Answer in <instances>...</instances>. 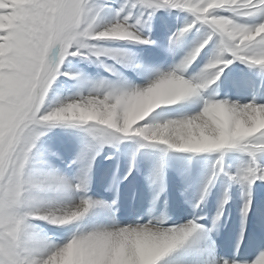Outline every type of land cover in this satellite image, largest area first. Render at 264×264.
I'll use <instances>...</instances> for the list:
<instances>
[{
    "label": "clouds",
    "instance_id": "obj_1",
    "mask_svg": "<svg viewBox=\"0 0 264 264\" xmlns=\"http://www.w3.org/2000/svg\"><path fill=\"white\" fill-rule=\"evenodd\" d=\"M152 3L158 5L159 9L180 7L206 17L213 8H225L238 15L247 14L243 10L248 8L251 0H196L195 4L192 0H152ZM211 19L221 34L228 36L225 50L239 48L264 33V22L257 24L254 32L244 33L236 31L223 16ZM127 21L115 20L110 24L99 25L97 14L88 6V0H67L64 8L51 9L47 15L43 25L46 51L21 95L9 101L19 105L22 123L15 134L9 132L6 135L0 131V143L7 145L6 152L0 150V219H22L27 226L25 235L29 239L38 241L32 220H42L56 226L68 225L80 216L84 200L62 205L43 198L41 193L50 191L51 187L37 180L29 170L30 154L25 141L44 135L50 123L70 121L102 126L108 139L99 142L100 147L136 137L181 152L204 153L219 151V147L234 142L254 139L257 134L264 138V105L251 102L239 103L209 96L203 100L208 101L207 106L201 107L190 118L160 120L152 115L161 106L196 96L202 89L216 82L223 71L220 65L231 63L218 48L197 73L187 78L185 72L192 62H185L182 57L164 72L162 78H156L142 87L133 86L119 98H112L106 87L97 84L87 94L68 97L57 106L44 109L43 114L37 115L44 105L50 86L58 76L73 80L80 77V72L63 70L66 62L71 58L99 62L105 55V49L94 42L147 41L135 30L136 25L141 23L139 18L133 25ZM237 40L239 43H236ZM256 63H264V60ZM250 147H264V143L253 142ZM79 183L70 187L79 191ZM165 219L161 214L143 223L98 226L88 231L90 235L86 241L79 243H87L93 248L111 249L114 253L129 246L141 256L159 255L176 238L174 227L164 226ZM43 245L40 254L47 256L44 264H64L62 254L56 251L58 246ZM3 247L0 244V249ZM261 252L264 250L256 256Z\"/></svg>",
    "mask_w": 264,
    "mask_h": 264
},
{
    "label": "rangeland",
    "instance_id": "obj_2",
    "mask_svg": "<svg viewBox=\"0 0 264 264\" xmlns=\"http://www.w3.org/2000/svg\"><path fill=\"white\" fill-rule=\"evenodd\" d=\"M98 2L106 5H111L112 7L114 6L113 8L116 12V9H119L121 5L125 4L126 2L128 4H131L132 0H98ZM23 3L24 0H12L11 3H9L8 0H0V7L7 6L15 10L16 6ZM123 12H125L126 14H123ZM123 12H121L119 17L116 16V19H122L124 15H129L130 13V18L127 23H129V25H133L136 21L135 18H139L141 23L136 25L135 29L140 33L141 36L147 38V41L149 42L142 45L141 43H138L136 41L105 40L94 42L98 46L105 49V55L100 58L99 62H96L95 60L87 61L79 58H71L70 61L66 62L65 65H63V70L68 72L81 71V75L76 80L70 79L69 77L63 75L58 76V78L50 86L49 92L46 94L43 109L47 110L48 108L53 107L55 105V103L53 102L55 101V99H59V97L65 99L67 94V97L74 96L76 94L77 87H80L81 85L80 79L81 77H83V75L89 76L90 80H92V83L94 84L96 82V85L99 84L103 86L114 87L115 82L119 83L120 80L125 76L124 78H129L131 82L133 81V84L144 86L149 80L153 79L157 75L156 73L165 72L175 65L174 53L176 50H178L180 53L185 54L189 50V48L192 47L194 42L201 39L208 31H210L207 25L198 24L196 28L192 29L186 35V37L188 38L186 42L182 41V43H179L177 45H171L169 43V37L177 29L181 28L192 20V17L189 13L178 9L164 8L155 10L149 16L147 11L139 6L135 8H126ZM220 14L231 16V14L226 11H221ZM162 19L168 21V25L170 23L171 25L172 23H175L176 28L169 29L164 40H161L159 36H153L152 39L154 40V43H152L153 40L150 38L152 37L150 35L157 31L156 28L158 27ZM235 19L237 20V22L245 24H255L260 22L259 17L241 16L235 17ZM97 23L103 26L102 21L99 18L97 20ZM5 27V18L3 16H0V31L4 30ZM217 41L218 37L214 38L213 41L210 42L206 46V48L201 51L199 56L195 59L196 61L194 63L198 64H196L197 66L195 68H198L201 63L202 65H204L208 62L216 49ZM141 47H143L145 50L143 56L146 58L147 63L153 64V67H151L150 70V77L148 78H145L146 74H144L142 70L137 71V73L134 72L132 70V66H130L127 62L129 61L127 59L131 57L132 54L138 52ZM4 51V45L0 44V62H2ZM109 69H111V71H109ZM152 69H154L155 71ZM224 69L226 71L225 73L229 76L232 73H243L246 71L253 75H257L258 77L264 78V69L255 65L250 66L248 64L240 62L239 60H233V62L228 64L227 67H223V70ZM186 72L188 73V71ZM187 73H185L186 78L189 77V74L187 75ZM112 81L114 82V84H112ZM202 90L198 95L202 97L203 106V100L206 98L205 92L203 93ZM220 92L221 88H219L218 90L217 99H220ZM240 95L241 93L238 94V96ZM242 96L243 95H241V97ZM242 100L243 99L240 98L238 102L240 103ZM163 110H165V112L167 111L169 114H172L173 112V109L171 108H163ZM20 123H22V118L16 119L15 122H6L2 112H0V131H3L6 135L9 132L15 134L20 126ZM90 127L92 126L89 124H81L75 122L50 123L46 126L44 135L39 137V139L35 143V147L30 152L29 170L37 180H40L50 185L51 187L50 191L41 193L43 198L62 205L69 204V202L71 203V201L79 202L81 199H87L91 202V206L88 209L89 211L87 210V212H85L83 216H81L78 220L73 221L69 225L56 226L42 220H32L31 223L36 226V231L39 236L38 241L46 245L61 246L65 242H67V240H69L73 235L86 233L98 226H107V220L110 216H113L114 219H117L120 222H124V220L122 219L123 214L121 210L123 209V205L126 206V203H128L129 211L136 217H138L137 215L141 214L142 211L147 210L145 215L142 216L141 219L136 220V222L143 223L146 221L145 219H149L150 216V218L158 217L157 214L161 213L164 208V204L158 206L157 203H151L149 200L137 201L135 200L136 198H134L135 192L139 191L140 188L142 190L145 189L143 185L146 182L148 183V181L150 180L148 178L149 176H153V173L155 175L157 174L156 176L154 175L155 180H160L164 175L163 172L173 169L172 167L174 165L191 167L193 165H196L197 162L198 165L201 164L199 166L203 167L204 171H206L205 175L203 176V180H207L208 183H205L206 181H204V187L202 186V190L200 189V194L201 196L205 195V193L208 195L209 205L205 206L204 208L203 214H205V216L197 215V213H195L194 211L190 212L189 210H186L184 212V215L187 217L191 218L197 215L199 218H196V220L202 218L200 219L201 221L198 220V222L196 221L195 223L200 227L202 231L192 233L188 240L185 241L184 245L180 247L188 249V245L191 243L189 242L190 239L193 236L197 237L198 235L199 237L197 238L198 240L196 239V241L199 244V247H197L196 245V248L193 250L194 252H196V256L198 255L196 263L212 264L213 260L217 262L223 261L226 249L230 246H233L230 243H226L222 236L220 237V234L223 230H229V227L226 224L225 226H223L225 222H227L228 220L237 219L236 221L239 222V227L243 229H238V227L237 229H235L233 234H237V236L235 237L234 242L238 240V236H240L238 234H241V232L243 233L244 229L249 230V232L256 230V227L253 226V224L252 228L244 226L246 223V217L251 216L253 208L251 209L250 206L249 208L251 210H249L246 215L243 214V208L242 210H239L241 207L238 210H236V208H233L235 206L232 205L236 203H231L232 196L230 195L229 190V184L231 181L229 178H227L229 175L224 168L223 172L219 173L217 165L218 160L220 162H223L225 161L226 155L228 153H232V156L234 158L233 165L236 172H238L241 169L247 167L249 164L250 157L246 152L241 151L238 148H233L222 151L188 153L170 149L164 145L146 142L141 138L136 137L125 138L114 145L104 144L103 147H100L99 141L92 135H90L87 131V129ZM72 132H77L78 137L74 138V140L73 138L70 139V142L67 144L69 147L67 151L56 158L49 157V160H52L55 163L59 162V164L61 165L59 167L62 168V173L68 178V182L70 184L69 186L83 181V184L79 191L73 190L72 187H64L62 189H59L58 187L55 188L54 186L53 188V186L48 182L49 176H54V174L50 173L49 168L43 165V167L39 166L38 168H36V165L40 162L44 163L45 165H49V162H46L47 159L45 160L44 158L45 155H43V150L45 148L47 154L49 153V155H54L55 148L57 150L62 146L61 142L54 140L55 134H71ZM84 138L86 147H83L81 148V150H79V143L84 140ZM46 144L54 149H51L52 151L47 149V146H45ZM0 150L6 152L7 145L0 143ZM140 165L142 168L141 174H136L137 166ZM213 172H217V174L214 176V178H212V182L209 183V178L213 176ZM139 175L140 177H138ZM140 179H142L141 182ZM256 181L257 180H255L252 184H254ZM205 185H207L208 189L206 192L204 191ZM210 185L212 189L209 190ZM225 187L227 190L225 189ZM202 191L204 192V194ZM209 191H211V196ZM248 193L249 192L246 191V189L240 192V194L243 196L245 194L248 195ZM102 205H105L106 208H104ZM212 208L213 210L216 208L215 210H217V212L221 214V216H224L225 220L223 221L221 218L219 220V223H217L211 218L209 219L208 215L211 212ZM238 212L240 213L239 215ZM170 225L171 224L167 225L165 223V226L167 227ZM260 249L264 250V247H260ZM175 255L184 258L185 254L175 252ZM238 259H242L244 261H242L243 263H239L238 260H236L235 262L237 264H245L244 262H248L247 256H243ZM160 262H162V259Z\"/></svg>",
    "mask_w": 264,
    "mask_h": 264
},
{
    "label": "snow or ice",
    "instance_id": "obj_3",
    "mask_svg": "<svg viewBox=\"0 0 264 264\" xmlns=\"http://www.w3.org/2000/svg\"><path fill=\"white\" fill-rule=\"evenodd\" d=\"M8 2L11 3L12 0H8ZM66 3L67 0H24V3L16 6L15 10L7 6L0 7V16L5 18L6 24L5 29L0 31V38H2L0 39V44H3L5 49L2 62H0V112H2L6 122H15L16 119H19V105L12 104L9 101L11 98L21 95L32 75L37 70L40 60L46 51L44 46L46 34L43 25L47 21L49 11L54 8H64ZM192 3L195 4L196 0H192ZM88 6L97 14V18L108 7L106 4L99 3L98 0H88ZM137 6L145 9L149 16L155 10L159 9V6L153 4L152 0H132L131 4L126 2L121 5V7L116 10V16L119 17L121 12L126 8H135ZM169 9L185 11L192 17L189 23L177 29L169 37V43L171 45L182 43L186 35L192 29L196 28L198 24L207 25L210 29L201 39L194 42L192 47L184 54L183 59L185 62H194L201 51L204 50L214 38L218 37L216 48L220 50L224 58L231 60V63L233 60H239L250 66L255 65L264 69V63H256L258 60H264V33L245 42L240 45L239 48L233 47L231 50H225L224 45L228 40V36L222 35L217 25L212 23L211 19L214 16H223L226 20L231 22L236 31L244 33L254 32L257 24L264 22V0H251L248 8L243 10L247 14L239 15L225 8L210 9L206 17H200L198 13L180 7H171ZM221 11H226L230 13L231 16L221 15ZM241 16L259 17L260 22L255 24L239 23L235 17ZM129 18L130 15H124L122 20L116 19V21L129 20ZM205 41H207V43H205ZM136 42L145 44L149 41ZM236 43H239V41L237 40ZM193 57H195V59H193ZM227 65L222 64L220 66L223 68L227 67ZM109 71H111V69H109ZM163 75L164 72H160L147 83L153 82L156 78H162ZM103 87L108 89V94L112 98H119L133 88ZM188 98L178 102L185 101ZM178 102L172 105H177ZM207 103L208 101H203L202 107H206ZM251 103L264 105V103ZM43 111L44 109L42 107L37 115L43 114ZM184 118L190 117L187 116ZM87 131L99 142L108 139L105 129L102 126H92L88 128ZM38 139V137H31L25 141L29 148V154L35 147V143ZM253 142L264 143V138H262L261 134H257L254 139L250 138L246 141L234 142L230 145L219 147V151L238 148L246 152L250 157L248 166L238 171L235 176H230L229 179H239L249 185L255 180L264 181V167H261L257 163V155L258 153H264V147L252 149L250 145ZM220 163L221 162L218 160L217 165L219 166ZM218 171L223 172L222 166L218 167ZM216 174L217 172H213V176L209 178V183H211L212 178H214ZM82 184L83 181L79 183V186H82ZM204 191H207V185H205ZM201 198H203V196ZM90 206L91 202L89 200L84 199L82 201V208L80 209L81 214L78 219L87 212ZM248 209L249 202L246 201L243 205V214L246 215ZM216 219H219V215ZM198 227L197 224L191 221L184 225L174 227L176 238L161 254L151 257L141 256L129 246H125L122 251L114 253L111 249L93 248L87 243H79L80 241L87 240L90 235L89 232L82 233L79 236L73 235L63 245L58 246L56 251L62 254L64 264H142V262H147V264H160L163 257L171 253L174 249L184 245L185 241L188 240L190 235L194 233ZM26 232L27 226L22 219H0V244L4 245V247L0 249V264H44V260L47 259V256H42L40 254L44 245L39 241L27 238L25 235ZM195 247L196 240H193L188 245V249L194 250ZM212 264H236V262H229L227 260L217 262L213 260ZM245 264H249V262L246 261ZM250 264H264V252H261L254 260H251Z\"/></svg>",
    "mask_w": 264,
    "mask_h": 264
},
{
    "label": "bare ground",
    "instance_id": "obj_4",
    "mask_svg": "<svg viewBox=\"0 0 264 264\" xmlns=\"http://www.w3.org/2000/svg\"><path fill=\"white\" fill-rule=\"evenodd\" d=\"M113 7L111 5H108V7L98 16V18L102 21V25L110 24L116 20V12L114 11ZM124 13L125 12H123V14ZM129 15H130V13H129ZM98 18H97V20H98ZM136 19L137 18H135V20ZM167 23H168V21L162 19V21L159 23L158 27L156 28L157 31L155 33L151 34L150 36H152V37H150V38L152 39L153 36H155V37L159 36V38H161V40H164L167 36L168 30L171 28H173V29L176 28L175 23H172V25H171V23L169 25ZM141 37L145 38L144 36H141ZM187 40H188V38L185 37L183 39V42H186ZM152 43H154V40L152 41ZM144 52H145L144 48L141 47L138 52L132 54L131 57H129L127 59V60H129L127 62L129 63L130 66H132V70L134 72L137 73V71L142 70V72L144 74H146L145 78H148V77H150L149 76L150 70H151V67H153V64L147 63L146 58L143 56ZM183 56H184L183 53H180L178 50H176L174 53L175 64ZM195 61L196 60H194V62ZM194 62H192L191 66L187 69L188 73L185 72V73H187V75L189 74V76L194 75L195 73H197L199 71V69L201 67H203V65L201 63L200 66H198V68H195L198 64L194 63ZM225 69L221 72L219 78L216 80V82L214 84H212L208 88L202 90L203 93L205 92V98L206 99L209 96H212L213 98L217 99L218 90H219V88H221V92H220L221 93L220 94L221 100L227 99L229 101H237L238 102L239 99L242 98L243 100L240 103H248V102L264 103V78L263 77H258L257 75H255V74L253 75V74L246 72V71L243 73H238V72L232 73L229 76L225 73L226 72ZM152 70H154V69H152ZM156 74H158V73H156ZM124 77L120 80L119 83L115 82V84H114V82L112 81L113 82L112 84H114V87L127 88V87L138 86V85L133 84V81L131 82V80L129 78L127 79ZM80 82H81V85H80ZM80 82H79L80 87L79 86L77 87V91H76L75 95L87 94V92L91 90V88H92L91 86H94V84L96 83L95 82L93 84L92 80H90V77L85 76V75H83V77H81ZM240 93H241V95H243L242 97H241V95L238 96V94H240ZM67 96H68V94L66 95V98H68ZM65 99H62V97L61 98L59 97V99H55V101L53 100L54 101L53 103H55V105L57 106L58 104L62 103ZM201 107H202V97H200L199 95H196V96L188 98L185 101L178 102L177 105L161 106V108L156 110L152 115L154 117H157L160 120L174 119V118L179 119V118L194 115L196 112H198L201 109ZM163 108L164 109H166V108L167 109H169V108L173 109L172 114H169L167 111L165 112V110H163ZM76 137H78L77 132L76 133L72 132L71 134H60V135L55 134L54 140L61 142L62 146L60 147V149H57V150L55 148V154L54 155H49V153L47 154V151H45V149H46L45 148L43 150V155H45L44 158H45V160L47 159L46 162H49V165H45L44 163H41V162L36 165V168H38L39 166H42V165L46 166L49 168L50 173L54 174V176H49V178H48V182L53 186V188L55 186V188L58 187L59 189H62L64 187H70L69 186L70 184L68 182L67 176L62 173V171H61L62 168L59 167V166H61L59 164V162L55 163L52 160H49V157H52V158L55 157L56 158L59 155H61L62 153H64L65 151H67V149L69 148L67 144L70 142V139L73 138V140H74V138H76ZM48 141H49V137H48ZM78 143H79V141H78ZM45 146H47V149H49V150L54 149V148H51L50 146H48L47 144ZM83 147L84 148L86 147L85 138H84V140H82L79 143V146H78V148H80L79 150H81V148H83ZM232 155H233L232 153L231 154L228 153L225 157V161L221 162L220 165L218 166V167L222 166V168L225 169V171L229 175L227 178H229L230 176H235L237 174L235 167L233 165L234 158ZM57 160H58V158H57ZM131 162H132V160H131ZM257 163L261 167H264V153H258ZM199 165H201V164H199ZM199 165H198V162L196 163V165H193L191 167L174 165L172 167L173 169L163 172L164 175L161 179L159 178L160 180H155L154 177L157 174L155 175L153 173V176H149L148 179H150V180L148 181V183L146 182L143 185V187H145V189L142 190L140 188L139 191L135 192V194H134V198H136L135 200H137V201L149 200L151 203H155V204L157 203L158 206H161L162 204H164L163 210L161 211V213H158L157 215H158V217L161 214H163L165 216V218H166L165 223L167 225L171 224L168 227L181 226V225L188 223L189 221H191L193 223H196V221L198 222V220H200L202 218L196 220V218H199L197 215L205 216V214H203L204 208H205V206L209 205V201H208L209 197L206 193H205V195H203V198H201L202 196L200 194V189L202 188L204 181H206L205 183H208V182H207V180H203V176L205 175L206 171H204L203 167H200ZM33 169H34V167H33ZM141 171H142L141 165L137 166V173L136 174H139V173L141 174ZM138 177H140V175ZM141 180L142 179H140V182H141ZM230 181H229L230 182L229 190H230V195L232 196L231 203L232 204H234V202L236 203V204L232 205V206H235L233 208L234 209L236 208V210H238L241 207L239 210H242L244 203L246 201L249 202V207L251 206V209L253 208L252 209L253 212H252L250 217H246V223L244 226H246L248 228H252V224H253V226L256 227V230L249 232V230L244 229L243 233L241 232V234H238V235H240V236H238V240L236 242H234L235 241L234 239L237 236V234H233L235 229H237V227H238V229H241L239 227L240 226L239 222L236 221L237 219L228 220L227 222H225L223 226H225V224H226L229 227V230L228 231L223 230L220 234V237L222 236V238L224 239V241L226 243H230L233 246H230L229 248L226 249L223 261L227 260L229 262H232V261L238 260L239 263H243L242 261H244V260L238 259V258L243 257V256H247L248 262L250 264L251 260H253L256 257V255L260 251H262L260 249V247H264V181L257 180L254 184H251V185L247 184L246 182H242L239 179H230ZM213 184H214V182H213ZM210 189H212L211 185L209 186V190ZM225 189H226V187H225ZM245 189L249 193H248V195L245 194L243 196L240 194V192L242 190H245ZM209 193L211 196V191H209ZM203 194H204V192H203ZM225 201H227V200H225ZM73 203H78V202L71 201V203L69 202V204H66V205H71ZM102 206L104 208H106L105 205H102ZM251 209L249 208L248 212ZM186 210H189L190 212L194 211L195 213H197V215L193 216L191 218L187 217L184 215V212ZM214 210H213V208L211 209V212L208 215L209 219L211 218L212 220L216 221L217 223H219V220L221 218L224 221L225 220L224 216H221V214H219L217 212V210H215V211ZM231 210H233V209H231ZM121 212L123 214L122 219L126 223L120 222L117 219H114L113 216H112L113 218L111 216L110 217L107 216L108 217L107 226H109L113 223H118L120 225H124V224H128V223H135L136 220L141 219V217L145 215L147 210L142 211V213L139 215L136 214L138 216V217H136L133 213H131L129 211L128 203H126V206L123 205V209L121 210ZM218 214H219V219H216ZM239 214L240 213L238 212V215ZM154 215H155V213H154ZM225 216H227V215H225ZM150 217H149V219H152ZM149 219L146 218L145 220L147 221ZM244 222H245V220H244ZM164 226H165V224H164ZM165 227H167V226H165ZM241 230H243V229H241ZM198 231H201L200 227H198V229L195 232H198ZM198 237H199L198 235H197V237L193 236L189 242L196 240ZM199 243H200V240H199ZM196 245H197V247H199V244L197 243V241H196ZM175 252L182 253V254L184 253L185 254L184 258H182L180 256H176ZM197 257H198V255L196 256V252H194L193 250H190V249L186 250L185 248L179 247L177 249H174L171 253H169L165 257H163L162 262H160V264H197L196 263Z\"/></svg>",
    "mask_w": 264,
    "mask_h": 264
}]
</instances>
